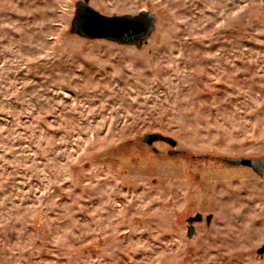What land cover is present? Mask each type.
I'll use <instances>...</instances> for the list:
<instances>
[{
  "label": "rangeland",
  "instance_id": "374dc122",
  "mask_svg": "<svg viewBox=\"0 0 264 264\" xmlns=\"http://www.w3.org/2000/svg\"><path fill=\"white\" fill-rule=\"evenodd\" d=\"M79 1L0 0V264H264V0Z\"/></svg>",
  "mask_w": 264,
  "mask_h": 264
},
{
  "label": "water",
  "instance_id": "95a60500",
  "mask_svg": "<svg viewBox=\"0 0 264 264\" xmlns=\"http://www.w3.org/2000/svg\"><path fill=\"white\" fill-rule=\"evenodd\" d=\"M157 15L149 11H141L138 14H113L107 15L90 5V0H81L76 5L75 16L72 20L71 31L86 39H106L121 45H136L142 47L151 37L156 29ZM143 141L153 144L157 141H164L176 146L177 140L160 133H151L143 137ZM234 165H242L252 168L259 173L264 171V159L242 158L231 161ZM213 214L206 216L208 224L211 223ZM204 216L197 213L188 218V235L191 237L195 233L196 222H202ZM260 254H264V245L259 249Z\"/></svg>",
  "mask_w": 264,
  "mask_h": 264
},
{
  "label": "flooded vegetation",
  "instance_id": "af4514ba",
  "mask_svg": "<svg viewBox=\"0 0 264 264\" xmlns=\"http://www.w3.org/2000/svg\"><path fill=\"white\" fill-rule=\"evenodd\" d=\"M264 171L262 169L259 170V173H263Z\"/></svg>",
  "mask_w": 264,
  "mask_h": 264
},
{
  "label": "trees",
  "instance_id": "16d2710c",
  "mask_svg": "<svg viewBox=\"0 0 264 264\" xmlns=\"http://www.w3.org/2000/svg\"><path fill=\"white\" fill-rule=\"evenodd\" d=\"M73 34V33H72ZM246 167V166H245Z\"/></svg>",
  "mask_w": 264,
  "mask_h": 264
}]
</instances>
